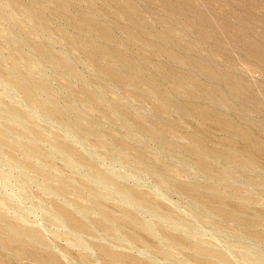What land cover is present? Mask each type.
Masks as SVG:
<instances>
[{"label":"rangeland","instance_id":"1","mask_svg":"<svg viewBox=\"0 0 264 264\" xmlns=\"http://www.w3.org/2000/svg\"><path fill=\"white\" fill-rule=\"evenodd\" d=\"M0 264H264V0H0Z\"/></svg>","mask_w":264,"mask_h":264},{"label":"bare ground","instance_id":"2","mask_svg":"<svg viewBox=\"0 0 264 264\" xmlns=\"http://www.w3.org/2000/svg\"><path fill=\"white\" fill-rule=\"evenodd\" d=\"M32 98V97H31ZM233 216H237V213L236 212H234V214H232ZM126 217V216H125ZM124 218V217H123Z\"/></svg>","mask_w":264,"mask_h":264}]
</instances>
